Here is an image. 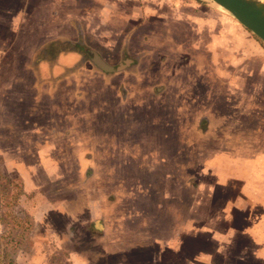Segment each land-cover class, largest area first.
Listing matches in <instances>:
<instances>
[{
	"label": "rangeland",
	"instance_id": "rangeland-1",
	"mask_svg": "<svg viewBox=\"0 0 264 264\" xmlns=\"http://www.w3.org/2000/svg\"><path fill=\"white\" fill-rule=\"evenodd\" d=\"M137 4L141 16L135 22L132 17L129 18L131 22L124 17L126 22L123 24L139 27L150 17L144 15L149 6L150 9L161 7L158 10L163 13L168 6L178 5L183 12L196 16L198 10L203 14L206 10L212 13L218 9V13L233 19L210 0H157L156 3L137 0ZM151 22L146 21L137 31L133 38L135 49L131 52L145 48L151 53L150 60L160 55H191L190 42L199 43L192 38V33L182 32L179 24ZM132 27L129 30H133ZM12 35L2 39L3 46L0 47V264H222L223 257L220 261L216 256V248L222 245L212 236L226 231L235 236L232 240L236 245L234 248H243V257H231L233 263L242 259V264H264L253 254L256 244L248 238L251 231L260 232V237L264 235V192L243 193L238 180H228L222 173L216 176L214 173L223 170L217 164L224 165L221 157L224 158L226 152H236L244 146L238 142V137L231 136V132L238 129L213 128L214 135H222L202 137L200 133L207 130L204 123L197 128L183 127L188 113L177 108L163 113L162 106L151 107L148 112L149 107L145 106L136 111L133 98L127 106H119L116 98H124L125 91L122 85L117 89L116 82L102 94L101 82L89 80L93 85L86 84L84 93L78 90L74 98H66L67 107L62 106L63 110L47 109L45 103L38 107L34 103L38 89L44 93L55 89L56 82L50 80L52 73H60L58 76L66 78L71 73L84 71L87 68L83 64L85 59L81 57L82 63L64 67L57 64L59 54H75L78 49L68 47L66 49L70 51L61 48L57 52L54 47H49L45 51L48 47L44 45L30 57L32 62L24 65L14 54L19 44ZM38 59L42 63L48 62V67L39 70L42 63ZM90 65L87 71L100 72L102 67L105 68L100 62L96 64L97 69L93 63ZM156 69L169 74L166 79L179 85V93L188 90L193 74L200 85L211 78L206 75L210 72L206 71L204 75L198 68L185 63L182 72L189 77L181 87L182 82L176 79L175 64H157ZM153 74L144 62L143 79L147 82ZM41 76L49 78L45 80ZM143 86L139 85L132 92ZM170 89L173 88L170 86ZM68 90L70 88L65 91ZM212 93L208 92L206 100L212 102ZM82 100V109L76 110L81 105L77 103ZM166 100L175 107L182 105L186 111L193 105L191 100L187 104L183 99L176 106V99L170 96ZM69 102L71 107H68ZM140 112L146 113L142 114V121L138 120ZM55 120L65 122L69 128L55 130L50 127L53 124H49ZM20 122L27 125L17 131L13 125ZM30 131L37 132L31 136ZM196 133L202 139L194 137ZM60 139L67 143H60ZM41 146L44 151L38 150ZM66 149L68 151L62 152ZM39 152L46 156L40 158ZM40 159L44 160L43 167ZM48 162L53 166L46 165ZM17 165H20V172ZM125 175L134 178L131 196L135 199L138 189L144 198L146 196L147 203L141 208L149 211L145 215L149 228L142 230L139 223H132L131 218L137 216V211L120 208L127 201L124 195L119 198L121 193L113 187L120 185L119 179ZM111 179L115 181L110 182ZM23 180L28 188H24ZM161 199L166 200L167 205L162 215L168 214L161 218L162 222L152 210ZM113 200L119 201H114L115 205L119 204L117 208H102ZM232 202L238 206L234 203L231 208H224ZM102 210L110 218L103 220L97 231L93 222L98 220ZM16 220L17 225L13 224ZM243 236L244 243L236 244ZM161 241L164 244L158 245Z\"/></svg>",
	"mask_w": 264,
	"mask_h": 264
},
{
	"label": "crops",
	"instance_id": "crops-1",
	"mask_svg": "<svg viewBox=\"0 0 264 264\" xmlns=\"http://www.w3.org/2000/svg\"><path fill=\"white\" fill-rule=\"evenodd\" d=\"M150 1L156 3L157 0ZM137 6V0H0V47L3 46L1 40L9 39V34H13L12 37L15 35L14 41L16 43L18 41L19 44L15 50H18V52L14 51V54L19 59V63H23L24 65L32 62L30 61V57L34 56L35 52L44 45L46 47H54L56 51L57 49L60 51L61 48L65 49L64 51H70L66 49L68 47L78 49V53L75 54H59L57 64L64 67H71L72 64L77 65L82 63L81 57L85 59L83 64L87 68L84 71L71 73L66 78L58 76L60 73H52L53 75L50 76V80L54 79L56 82L55 89L48 93H44L41 89H38V93L34 94H38L35 96L37 97V102H34L38 107L42 103H45L48 106L47 109L56 110L58 108L59 110H63L62 106L67 107L65 103L66 98H74L73 95L78 90L80 92L82 90L84 93L87 88L86 84H89V86L93 85L90 82L91 80L101 82V88L99 89L102 91V94L105 88L116 82L117 89L122 85L126 92L122 93L124 98L120 96L116 98L119 106H127L128 103H132L131 99L133 98L136 111L141 110L145 106L149 107L147 112L151 107L156 108V106H162L161 111L163 113L167 111L173 112L170 109L177 108L180 112L188 113L185 116L188 119L187 123L183 127L197 128L200 126V123H204V127L207 130L204 134L200 133L202 137L211 135L217 137L222 135L221 133L214 135L211 131L213 128H221L222 130L238 129V131H232L231 136L234 138L238 137V142L244 146L236 152H226L225 157H221L224 165L216 164L219 168H223V170L219 171L220 173L214 172L215 176L222 173L228 180H238L241 186L240 190L243 193L246 191L264 192V44L236 21L233 22V19L226 17L221 12L218 13L216 11L218 9H215L212 13L206 10V13L203 12V14L201 10H198L196 16V14L183 12L178 8V5L174 8L168 6L167 9L163 10V13L158 10L161 7H151L150 9L149 6L147 7L148 13L144 15L150 17H147L148 19L143 21L139 27L123 24L127 20L131 22L129 20L131 17L133 18L132 21L135 22L137 17L141 16V12L137 11ZM163 8H165L164 5ZM146 21H152L154 24H161L162 21L167 25H170V23L179 24L182 32H187L188 35L192 33V38L199 43L193 44V42H190L189 49H191V52L189 54L191 55H173V57L160 55L156 59L150 60L149 54L151 53L145 48L137 53L131 52L135 49L133 38ZM130 27L133 30H129ZM203 40L207 41L203 42ZM166 41L170 42L169 39H166ZM37 53L35 55L36 58L39 57ZM177 53H179L178 50ZM97 59L98 62L113 67L115 72L106 75L101 71H87L90 70L88 69L91 66L90 64L94 63ZM144 62L148 64L151 73H154L152 77H148L149 80L147 82L141 76V68ZM47 63L39 64V70L43 66L48 67ZM185 63L193 66L194 69L198 68L199 72L203 74L204 72L206 74V71L210 72V74L206 75H210L211 78L206 84L203 82L200 85L195 80L196 78L193 74V78H190L192 82L188 84V90L179 93V85L177 84L176 86L172 80L166 79V76H169V74L165 75V73L159 72L156 69V65L163 64L167 66L175 64L178 72L176 79L178 82H182L181 87H183L187 81L186 78L189 77H186L184 72H182ZM42 77L45 80L49 78ZM117 80L120 81L119 84ZM169 81L170 84H168ZM126 84H130L134 88ZM141 84H144L141 89L132 92L133 89ZM67 85H70L72 88L67 87ZM170 86L174 90L170 89ZM204 86L205 88H203ZM68 88L70 90L65 91ZM73 89L75 91H72ZM208 92H213L212 102L209 99L206 100ZM50 95L53 96L49 97ZM167 96L176 99V106L181 104L183 99L187 104L191 100L193 105H189L188 108L191 107V109L189 111L187 109L186 111L182 105L175 107L174 103L172 104V102L166 100ZM121 100H125V102L121 103ZM70 103L68 107H71ZM77 104L81 105L76 107V110L82 109L83 100ZM181 107H183V110L180 109ZM26 111L29 110L26 109ZM48 114L52 115V113ZM142 114L146 113L140 112L139 121H142ZM53 122L49 123L50 125L53 124L50 127L55 128L57 131L69 128L65 122L62 123L59 120ZM26 125L27 123L20 122L13 126L19 131L21 128L23 130ZM37 131L39 132L40 130ZM37 131H30L28 134L35 136ZM197 136L198 133L194 137ZM78 137H80L79 134ZM198 138L202 139L199 136ZM31 140L32 142L34 141L33 139ZM59 142L62 144L67 143V141L63 142V139H60ZM43 148L44 146H41L38 150L44 151ZM66 151L68 149L62 150V152ZM38 154L40 158L42 155L46 156V154H41L40 152ZM48 164L53 166L51 162L46 163V165ZM41 165L42 167L44 166V160H41ZM217 166H214V168H217ZM19 167L20 165H17V168ZM18 171L20 172L21 169L19 168ZM49 174L54 175L50 172ZM210 174L213 175V172L211 171ZM132 179L134 180L133 177L130 178L128 175H125V177L121 176L119 179L121 184L113 188H116L118 193H121L119 194V198L124 195L123 198L127 201V204H123L122 206L124 207L120 208L133 209L134 213L137 211V216L131 218V221L134 224L139 223L142 227L140 228L143 230L144 227L148 226L149 228V223L145 219V215L149 211L141 208V205L146 202V196L144 198L143 192L138 189V194L135 196V199L138 201H135L134 197L130 194V187L134 186ZM114 181L115 179H111L110 182ZM23 184L24 188L25 186L27 187L24 180ZM33 185L36 186L34 183ZM131 199H133V202L129 203L128 200ZM143 200L144 202L140 203ZM114 201L111 204H104L102 208H117L119 204L115 205V202L119 203V201ZM165 202L166 200L161 199L160 202H157L159 205L156 207L153 205L152 210L160 222L163 221H161V218H166L168 215L166 214L164 217L162 215L167 209ZM234 203L232 202L231 205L229 203L225 204L224 208H231L234 206ZM242 206L240 203V207ZM102 212L98 220L93 222V228L97 231L100 229L103 220L110 218L108 213L106 216V212L104 210ZM110 213L112 216L113 211ZM135 218H138V220H135ZM148 233L150 232L148 231ZM101 234L103 236V232ZM140 234L143 236V232H140ZM260 235V232L257 234L251 231L248 238L256 244L255 248L252 249L254 250L253 254L257 259L264 262V235L262 237ZM177 236L178 234L176 233V238H178ZM234 237V234L230 231H226L223 234L217 233L214 237L212 236V239L216 243L222 245L216 248V252H218L216 254L217 259L220 260L223 257L222 264H242V259L238 263H233L231 259V257L242 258L244 255L242 252L243 248H234L236 246L232 242ZM243 238L244 236L241 237V241L239 242L235 241L237 242L236 244L240 242V244H243ZM161 244H164V242L158 243V245Z\"/></svg>",
	"mask_w": 264,
	"mask_h": 264
},
{
	"label": "water",
	"instance_id": "water-1",
	"mask_svg": "<svg viewBox=\"0 0 264 264\" xmlns=\"http://www.w3.org/2000/svg\"><path fill=\"white\" fill-rule=\"evenodd\" d=\"M264 44V0H210Z\"/></svg>",
	"mask_w": 264,
	"mask_h": 264
},
{
	"label": "trees",
	"instance_id": "trees-1",
	"mask_svg": "<svg viewBox=\"0 0 264 264\" xmlns=\"http://www.w3.org/2000/svg\"><path fill=\"white\" fill-rule=\"evenodd\" d=\"M47 49H49V47L48 48H45L44 50L45 51H47ZM98 60V59H97ZM96 60V61H97ZM96 61L93 63V65L97 68V66H96V64L98 63H96ZM103 64V66L105 67V68H103L102 67V69H100V71L102 72V73H105L106 75H110V74H112V73H114L115 72V70L113 69V67H110L109 65H107V64H104V63H102ZM1 219H2V217H1ZM13 224H18V222H17V220H16V222L15 223H13ZM11 237V236H10ZM9 237V238H10Z\"/></svg>",
	"mask_w": 264,
	"mask_h": 264
},
{
	"label": "bare ground",
	"instance_id": "bare-ground-1",
	"mask_svg": "<svg viewBox=\"0 0 264 264\" xmlns=\"http://www.w3.org/2000/svg\"><path fill=\"white\" fill-rule=\"evenodd\" d=\"M261 1V0H260Z\"/></svg>",
	"mask_w": 264,
	"mask_h": 264
}]
</instances>
